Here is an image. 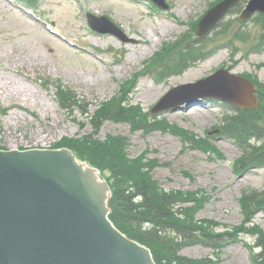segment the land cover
Segmentation results:
<instances>
[{"label": "rangeland", "instance_id": "rangeland-1", "mask_svg": "<svg viewBox=\"0 0 264 264\" xmlns=\"http://www.w3.org/2000/svg\"><path fill=\"white\" fill-rule=\"evenodd\" d=\"M166 1L168 12H158L147 0H35L37 7L31 10L21 0H0V150H84L85 143L96 142L114 164L123 161L129 168L138 161L144 175L165 191L201 198L196 218L210 221L215 226L207 225L211 232L230 235L219 251L185 245L180 257L193 264H253L252 255L260 251L254 233L257 228L264 232V210L248 223L240 200L251 190L264 191V168H234L243 151L220 136L223 106L198 99L176 111L149 112L174 88L219 69L263 89L264 29L256 21L264 15L241 23L240 11L248 2L242 0L221 29L227 38L239 32L247 42L219 37L212 57L180 74H165L173 45L192 37L198 21L221 0ZM88 13L108 17L135 42L95 34ZM142 38L148 39L146 45ZM254 45L260 48L257 54L250 51ZM44 83L70 87L87 114L61 109L56 89ZM111 104L133 107L136 124L106 120L99 126L97 113ZM139 122L148 128L137 127Z\"/></svg>", "mask_w": 264, "mask_h": 264}, {"label": "water", "instance_id": "water-1", "mask_svg": "<svg viewBox=\"0 0 264 264\" xmlns=\"http://www.w3.org/2000/svg\"><path fill=\"white\" fill-rule=\"evenodd\" d=\"M168 9L164 0H153ZM240 0H225L198 26L204 37ZM264 12V0H250L240 17ZM91 26L131 42L107 18ZM257 87L220 70L180 86L151 111L178 110L197 99L216 98L254 109ZM110 188L99 172L68 149L0 150V264H156L150 249L129 239L109 219Z\"/></svg>", "mask_w": 264, "mask_h": 264}, {"label": "trees", "instance_id": "trees-1", "mask_svg": "<svg viewBox=\"0 0 264 264\" xmlns=\"http://www.w3.org/2000/svg\"><path fill=\"white\" fill-rule=\"evenodd\" d=\"M264 17V16H263ZM258 21V20H257ZM264 28V19L259 24ZM220 29L212 37L194 40L185 36L173 49L172 58L164 64L163 73H181L183 70L205 60L222 40H247L245 35L237 32L227 38V31ZM209 40V44H208ZM214 51H213V50ZM60 106L67 110H80L87 114L83 104H79L78 96L70 88L56 85ZM260 105L255 110L240 111L230 109L233 114L223 118L222 135L242 148L244 155L237 168L264 167V88L259 92ZM131 110L117 108L114 105L103 106L97 113L99 126L106 120H130L136 124ZM95 118H93V121ZM137 127L146 128L147 124ZM148 127V126H147ZM257 140V144H253ZM102 147V146H101ZM94 142L83 149L69 146L78 157L88 161L107 173V180L112 188L113 197L110 202L111 220L115 226L129 238L146 245L153 253L157 264H193L192 261L180 257L181 249L186 245L198 244L213 250H220L229 241L228 233L211 232L207 225L215 227L208 220H198L195 216L203 206V201L194 194H183L176 191H165L156 181L144 175V169L139 162H134L129 168L123 161L114 164L111 156ZM100 150H103L102 152ZM109 159L110 161H107ZM126 165L129 161L125 162ZM144 166V165H143ZM145 167V166H144ZM144 172V173H143ZM190 202V206H186ZM241 207L248 223H251L255 212L264 210V191L251 190L241 200ZM257 248L260 252L252 255L254 264H264V232L257 228Z\"/></svg>", "mask_w": 264, "mask_h": 264}, {"label": "bare ground", "instance_id": "bare-ground-1", "mask_svg": "<svg viewBox=\"0 0 264 264\" xmlns=\"http://www.w3.org/2000/svg\"><path fill=\"white\" fill-rule=\"evenodd\" d=\"M170 28V27H169ZM135 34H137V35H139V37L141 36L139 33H137V32H135ZM141 45H146L147 43H148V39H141ZM23 88H24V86H23Z\"/></svg>", "mask_w": 264, "mask_h": 264}]
</instances>
